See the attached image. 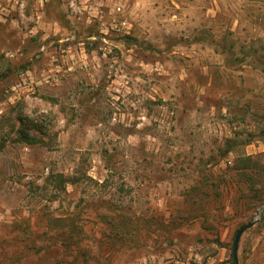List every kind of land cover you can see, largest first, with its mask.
I'll return each mask as SVG.
<instances>
[{
	"label": "rangeland",
	"instance_id": "1",
	"mask_svg": "<svg viewBox=\"0 0 264 264\" xmlns=\"http://www.w3.org/2000/svg\"><path fill=\"white\" fill-rule=\"evenodd\" d=\"M16 6L0 264H264V0Z\"/></svg>",
	"mask_w": 264,
	"mask_h": 264
},
{
	"label": "crops",
	"instance_id": "2",
	"mask_svg": "<svg viewBox=\"0 0 264 264\" xmlns=\"http://www.w3.org/2000/svg\"><path fill=\"white\" fill-rule=\"evenodd\" d=\"M44 0H0V17L14 15L16 5L19 4L18 14L24 17H40L42 12L38 9V4ZM4 4V5H3ZM30 8V9H29Z\"/></svg>",
	"mask_w": 264,
	"mask_h": 264
},
{
	"label": "water",
	"instance_id": "3",
	"mask_svg": "<svg viewBox=\"0 0 264 264\" xmlns=\"http://www.w3.org/2000/svg\"><path fill=\"white\" fill-rule=\"evenodd\" d=\"M253 225H254V221L251 220L243 224L242 226H240L234 234V238L232 242V250H231L232 261L234 264H239L238 263V246H239L240 238L242 234L245 232V230L249 229Z\"/></svg>",
	"mask_w": 264,
	"mask_h": 264
},
{
	"label": "built area",
	"instance_id": "4",
	"mask_svg": "<svg viewBox=\"0 0 264 264\" xmlns=\"http://www.w3.org/2000/svg\"><path fill=\"white\" fill-rule=\"evenodd\" d=\"M122 10H123V6H122L121 4H119V5L116 7V11H117L118 13H120V12H122Z\"/></svg>",
	"mask_w": 264,
	"mask_h": 264
},
{
	"label": "trees",
	"instance_id": "5",
	"mask_svg": "<svg viewBox=\"0 0 264 264\" xmlns=\"http://www.w3.org/2000/svg\"><path fill=\"white\" fill-rule=\"evenodd\" d=\"M232 264H234L233 261H232Z\"/></svg>",
	"mask_w": 264,
	"mask_h": 264
}]
</instances>
